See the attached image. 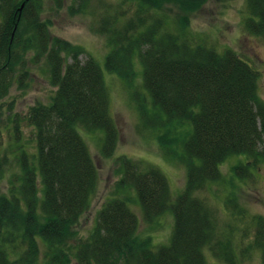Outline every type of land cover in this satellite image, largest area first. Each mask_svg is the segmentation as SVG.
Returning <instances> with one entry per match:
<instances>
[{
    "label": "trees",
    "instance_id": "16d2710c",
    "mask_svg": "<svg viewBox=\"0 0 264 264\" xmlns=\"http://www.w3.org/2000/svg\"><path fill=\"white\" fill-rule=\"evenodd\" d=\"M55 2L60 6L61 0ZM205 2L72 0L69 7L76 13L91 8L97 16L92 30L105 38L109 74L131 85L139 64L149 97L148 104L137 100L141 123L157 134L165 156L185 168L184 189L172 199L157 167L124 156L118 160V189H133L144 220L172 213L170 241L154 249L137 235L138 219L118 197L102 205L89 236L78 238L76 226L98 182L79 130L102 132L105 158L116 145L103 72L92 57L81 61L80 47L51 35V22L41 17L44 0H0V100L19 68L17 83L28 74L29 52L35 63L45 58L55 88L49 103L33 104L25 116L34 131V154L5 145L0 129V172L11 154L19 169L0 194V264H208L204 250L223 264H239L259 251L264 264L263 217L253 218V238L239 247L195 196L222 179L219 166L226 159L243 157L232 169L240 179L251 176L264 155L257 71L234 51L219 53L188 31L190 16ZM246 14L244 29L264 37V0H246ZM12 120L17 134L16 117Z\"/></svg>",
    "mask_w": 264,
    "mask_h": 264
},
{
    "label": "rangeland",
    "instance_id": "374dc122",
    "mask_svg": "<svg viewBox=\"0 0 264 264\" xmlns=\"http://www.w3.org/2000/svg\"><path fill=\"white\" fill-rule=\"evenodd\" d=\"M107 1L116 4L119 0ZM71 5L72 0H61L60 6L55 0H44L41 17L51 22L52 36L81 48V61L89 56L100 65L109 93V115L117 134L114 152L111 157L105 158L102 155V132L79 130L97 167L98 182L89 209L76 226L78 238L85 239L89 236L102 205L109 199L118 197L126 201L128 208L137 217V235L140 238H148L154 249L168 245L173 229L172 213L166 212L151 221L144 220L133 189H118L121 177L118 160L124 156L157 167L168 181L172 199L184 189L185 168L178 161L165 156L157 143V134L141 123L137 100L139 98L148 104L149 97L141 86L139 64L135 67L136 76L131 85L109 74L104 67V59L109 51L105 38L92 30L97 16L91 14V8H87L85 12H72L69 8ZM246 16V0H206L190 16L188 31L198 43L212 47L219 53L232 50L254 68L258 73V95L264 104V37L248 33L244 29L243 21ZM32 57L33 52H29L24 58V68L26 67L28 74L23 76V82L19 84L16 81L21 73L19 68L13 85L0 100V129L5 145H11V148L21 146L29 155L35 153L34 131L25 116L33 104L49 103L55 91L49 82L45 58L40 57L35 63ZM135 94H139V97ZM15 117L18 122L17 134L12 129V119ZM12 157L11 154L9 166L0 172V194L7 192L9 179L19 172ZM240 160L243 163V157L226 159L219 166L222 179L197 191L195 196L204 200L214 211L220 231L231 236L237 246L243 247L253 238V218H264V155L255 169L251 170V176L239 179L232 169ZM204 255L208 264H223L207 250H204ZM239 264H261L260 252L253 251L248 259H242Z\"/></svg>",
    "mask_w": 264,
    "mask_h": 264
},
{
    "label": "water",
    "instance_id": "95a60500",
    "mask_svg": "<svg viewBox=\"0 0 264 264\" xmlns=\"http://www.w3.org/2000/svg\"><path fill=\"white\" fill-rule=\"evenodd\" d=\"M22 6H23V5H22ZM22 6H21V7H22Z\"/></svg>",
    "mask_w": 264,
    "mask_h": 264
}]
</instances>
